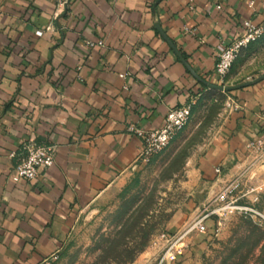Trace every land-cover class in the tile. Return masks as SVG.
I'll use <instances>...</instances> for the list:
<instances>
[{"label":"crops","instance_id":"crops-1","mask_svg":"<svg viewBox=\"0 0 264 264\" xmlns=\"http://www.w3.org/2000/svg\"><path fill=\"white\" fill-rule=\"evenodd\" d=\"M248 18L264 23V0H69L64 9L56 0H0V264L57 255L93 204L139 166L142 139L131 128L156 129L171 107H198L216 91L157 23L216 83L218 55ZM258 41L236 59L228 85L264 75L248 66ZM226 95L234 103L196 160L210 185L239 173L248 144L264 132V78ZM31 141L55 144V163L14 182L11 154ZM196 206L189 200L185 210Z\"/></svg>","mask_w":264,"mask_h":264},{"label":"rangeland","instance_id":"rangeland-1","mask_svg":"<svg viewBox=\"0 0 264 264\" xmlns=\"http://www.w3.org/2000/svg\"><path fill=\"white\" fill-rule=\"evenodd\" d=\"M251 52L249 69H263L264 40ZM227 93L207 95L167 148L100 197L71 231L53 264H158L165 247L161 234L175 220L182 226L197 208L212 203L235 177L210 185L195 173L196 160L227 107ZM241 171L242 183L234 196L264 214V154H249ZM189 200L197 206L187 213ZM182 213L188 216L184 222L179 219ZM164 264H264V218L230 213L216 233L194 232L185 253Z\"/></svg>","mask_w":264,"mask_h":264},{"label":"built area","instance_id":"built-area-1","mask_svg":"<svg viewBox=\"0 0 264 264\" xmlns=\"http://www.w3.org/2000/svg\"><path fill=\"white\" fill-rule=\"evenodd\" d=\"M56 2L59 9H64L68 5L69 0H56ZM220 7L218 5V8ZM38 33L42 34V31ZM263 34L264 23H256L252 18L243 21L241 33L226 44L218 55L215 72L221 84H226V76L241 52L252 43L258 41ZM88 44L91 46L96 44L103 45L104 42L102 40L97 42L89 41ZM232 102L233 100L229 98L226 101V105L231 107L234 103ZM193 105L194 103L189 101L171 107L165 115L163 124L156 129L143 130L132 127L131 129L142 139V148L136 161L140 163L149 162L155 155L167 148L176 135L189 123L193 115ZM56 151L57 147L55 144L34 141L24 142L19 152H12L11 154L12 157H17L12 180L19 182L21 180L36 179L41 169L50 167L55 163ZM248 152V154L253 152L264 154V132L248 144ZM216 172L221 175L222 169L217 167ZM242 176L243 171H240L235 175L234 179L225 183L213 202L207 205L204 204L199 208L196 214L186 221L179 230L176 232L167 231L161 234L162 239L165 241V247L158 264L171 262L182 256L186 251L191 234L194 232H208L210 230V221H213V231L216 233L225 218L236 211L264 218V214L257 207L240 200L242 196H234L235 190L242 183ZM248 193L246 192L243 196ZM56 258L57 255L54 254L36 264H53Z\"/></svg>","mask_w":264,"mask_h":264},{"label":"water","instance_id":"water-1","mask_svg":"<svg viewBox=\"0 0 264 264\" xmlns=\"http://www.w3.org/2000/svg\"><path fill=\"white\" fill-rule=\"evenodd\" d=\"M157 28L160 30L162 36L166 39V41L169 43V45L171 46V48L174 50V52L176 53V55L180 58V60L184 63V65L190 70V72L196 77L198 78L201 82H203L204 84H206L207 86H209L210 88L219 90V91H223V92H230L233 91L235 89L238 88H242L245 87L247 85L253 84L261 79L264 78V75L259 76L258 78H255L253 80H249L246 82H242L239 84H235V85H227V84H219V83H214V82H209L207 80H205L204 78H202L190 65V63L184 58V56L181 54V52L178 50V48L176 47V45L174 44V42L169 38V36L162 30L161 26L159 23L156 24Z\"/></svg>","mask_w":264,"mask_h":264},{"label":"trees","instance_id":"trees-1","mask_svg":"<svg viewBox=\"0 0 264 264\" xmlns=\"http://www.w3.org/2000/svg\"><path fill=\"white\" fill-rule=\"evenodd\" d=\"M232 92V91H231ZM231 92H228V93H231ZM209 226H210V230H209V232L211 233V234H214V231H213V221H210L209 222Z\"/></svg>","mask_w":264,"mask_h":264}]
</instances>
